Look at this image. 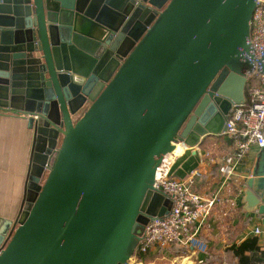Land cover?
<instances>
[{"label": "water", "instance_id": "1", "mask_svg": "<svg viewBox=\"0 0 264 264\" xmlns=\"http://www.w3.org/2000/svg\"><path fill=\"white\" fill-rule=\"evenodd\" d=\"M254 7L0 0V113L32 135L18 214L0 217V264H128L172 204L153 186L161 158L220 134L245 100ZM245 185L244 210L264 215V146Z\"/></svg>", "mask_w": 264, "mask_h": 264}, {"label": "crops", "instance_id": "2", "mask_svg": "<svg viewBox=\"0 0 264 264\" xmlns=\"http://www.w3.org/2000/svg\"><path fill=\"white\" fill-rule=\"evenodd\" d=\"M31 137L27 120L21 114L0 113V217L4 219L14 220L22 202ZM258 150L257 146H251L235 167L234 175L222 182L218 166L232 152L231 141L222 132L206 137L193 148L181 146V151L175 154L172 176L186 182L203 198L215 199L198 229V235L207 242V250L197 252L177 245H154L142 257V264H241L235 248L251 238L257 239L264 252V215L258 214L256 209L245 211L242 203L245 181ZM261 203L264 204V194ZM256 227L260 228V234L252 233ZM243 255L248 256L249 252L244 251ZM260 264H264V260Z\"/></svg>", "mask_w": 264, "mask_h": 264}, {"label": "built area", "instance_id": "3", "mask_svg": "<svg viewBox=\"0 0 264 264\" xmlns=\"http://www.w3.org/2000/svg\"><path fill=\"white\" fill-rule=\"evenodd\" d=\"M249 45L252 57L246 81L255 78L257 83L247 88V99L244 97L243 103L231 105L224 123L222 134L231 141L232 152L218 166L222 182L234 175L235 167L251 146H264V70L260 72V65L264 67V0H255L250 19ZM175 156L173 151L161 158L153 182L155 189L170 198L171 207L162 217L148 221L128 264H142V255L154 245L177 244L197 252L207 250V242L198 235V229L207 218L215 199L203 198L189 188L186 182L172 176ZM195 174L200 175L199 172ZM260 232L259 227L252 231L255 235ZM138 254H141L139 259Z\"/></svg>", "mask_w": 264, "mask_h": 264}, {"label": "trees", "instance_id": "4", "mask_svg": "<svg viewBox=\"0 0 264 264\" xmlns=\"http://www.w3.org/2000/svg\"><path fill=\"white\" fill-rule=\"evenodd\" d=\"M257 80L254 78L252 80L246 81L244 88V96L247 99V88L250 85L256 84ZM177 244H171L169 246H176ZM180 248L184 246L177 245ZM244 251H248L249 255H243ZM236 255L240 258L241 264H260L264 260V252L260 250V246L257 243L256 238H251L242 242L239 246L235 248ZM147 254V253H146ZM145 255H142V257ZM141 257V254H138Z\"/></svg>", "mask_w": 264, "mask_h": 264}, {"label": "bare ground", "instance_id": "5", "mask_svg": "<svg viewBox=\"0 0 264 264\" xmlns=\"http://www.w3.org/2000/svg\"><path fill=\"white\" fill-rule=\"evenodd\" d=\"M180 151H181V146L179 144H177L175 149H174V152L176 154V153H179Z\"/></svg>", "mask_w": 264, "mask_h": 264}, {"label": "rangeland", "instance_id": "6", "mask_svg": "<svg viewBox=\"0 0 264 264\" xmlns=\"http://www.w3.org/2000/svg\"><path fill=\"white\" fill-rule=\"evenodd\" d=\"M130 261V260H129ZM129 263V262H128Z\"/></svg>", "mask_w": 264, "mask_h": 264}]
</instances>
